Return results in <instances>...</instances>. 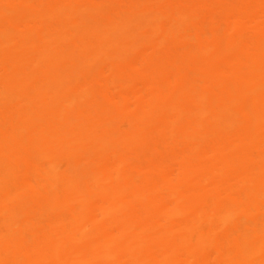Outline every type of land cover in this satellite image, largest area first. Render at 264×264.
<instances>
[{"label": "bare ground", "instance_id": "bare-ground-1", "mask_svg": "<svg viewBox=\"0 0 264 264\" xmlns=\"http://www.w3.org/2000/svg\"><path fill=\"white\" fill-rule=\"evenodd\" d=\"M0 264H264V0H0Z\"/></svg>", "mask_w": 264, "mask_h": 264}]
</instances>
